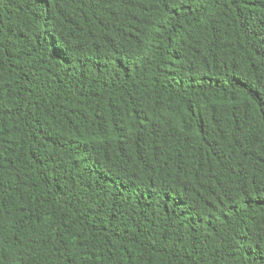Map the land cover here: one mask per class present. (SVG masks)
Returning <instances> with one entry per match:
<instances>
[{
	"label": "trees",
	"instance_id": "trees-1",
	"mask_svg": "<svg viewBox=\"0 0 264 264\" xmlns=\"http://www.w3.org/2000/svg\"><path fill=\"white\" fill-rule=\"evenodd\" d=\"M0 264H264V0H0Z\"/></svg>",
	"mask_w": 264,
	"mask_h": 264
}]
</instances>
